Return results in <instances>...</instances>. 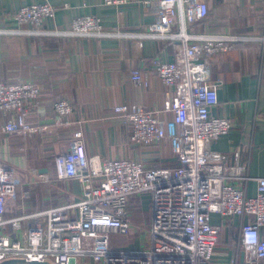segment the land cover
<instances>
[{
    "label": "built area",
    "instance_id": "obj_1",
    "mask_svg": "<svg viewBox=\"0 0 264 264\" xmlns=\"http://www.w3.org/2000/svg\"><path fill=\"white\" fill-rule=\"evenodd\" d=\"M133 0H104L121 7ZM56 7L49 3L24 6L14 12L18 23L30 25L20 31L43 30L46 19L54 18ZM209 13L205 0H157L155 20L139 36L180 41L173 62L155 59L154 71L174 94L164 104L172 118L162 120L156 112L133 105L114 107L132 127L131 141L141 146L168 140L179 162L175 168L148 167L131 159L102 160L88 156L84 134H73L67 152L54 158L57 180H76L81 185L77 202L35 212H26L23 191L26 181L13 167L0 161V264L21 259L49 264H212L221 227L211 223L219 214L228 221L250 216L240 236L245 264H264V177L258 178V194L245 193L247 170L238 162L227 166L225 157L211 145L230 132L231 122L212 110L219 104L218 88L211 78L210 58L229 52L237 42L249 38L228 34L190 35L187 26L204 20ZM179 31L174 32V27ZM50 33V32H49ZM53 34L103 37L104 26L97 16L76 18L68 30ZM132 80L143 82L140 72ZM41 89L32 82L0 83V111L13 119L0 127V135L42 131L27 121ZM56 125L64 126L74 112L66 100L54 104ZM49 182L51 177L41 175ZM141 200L135 203L134 198ZM146 200L148 202H146ZM142 203L140 204V202ZM140 204V205H139ZM147 204V205H146ZM149 215L143 218V212ZM147 234L141 248H115L110 234Z\"/></svg>",
    "mask_w": 264,
    "mask_h": 264
},
{
    "label": "crops",
    "instance_id": "obj_2",
    "mask_svg": "<svg viewBox=\"0 0 264 264\" xmlns=\"http://www.w3.org/2000/svg\"><path fill=\"white\" fill-rule=\"evenodd\" d=\"M205 1L208 16L187 26L190 35L249 38L210 58L211 78L219 98L212 114L232 124L230 132L211 149L225 157L227 166L238 162L246 168L249 180L245 193L251 198L258 194L257 179L264 177V0ZM156 2L133 0L116 7L104 0H0V83L32 82L41 89L27 121L42 131L0 135V161L15 168L26 181L20 191L29 192L24 200L26 212L79 200L78 181L54 178V158L67 152L76 131L83 132L90 157L127 158L148 167L179 166L168 140L152 146L134 144L130 123L113 111L119 105L137 104L156 112L162 120L172 118L164 104L174 89L162 83L152 62H173L182 43L139 36L155 20ZM42 3L56 7L54 18L46 19L42 27L48 33L20 32L31 26L18 23L14 12ZM88 15L100 18L106 35L51 33L68 30L76 18ZM178 31L179 26L174 27V32ZM134 72L142 74V83L132 80ZM59 100L70 102L74 109L64 126L55 123L54 104ZM12 119L13 115L0 111V127ZM41 175L51 177L50 181ZM251 220L247 215L228 221L219 214L211 216V223L221 227L212 264H245L240 231ZM260 236L264 238V225Z\"/></svg>",
    "mask_w": 264,
    "mask_h": 264
},
{
    "label": "rangeland",
    "instance_id": "obj_3",
    "mask_svg": "<svg viewBox=\"0 0 264 264\" xmlns=\"http://www.w3.org/2000/svg\"><path fill=\"white\" fill-rule=\"evenodd\" d=\"M140 200H141L140 196H136L134 198L135 203ZM146 202L148 201L146 200ZM141 203L142 201L140 202V204ZM142 214L144 220H147L149 215L146 213V211H144ZM110 238L113 246H115V248H120V249L141 248L147 244V240H148L147 234L141 233L140 230H136L132 235L129 236H123L113 233L110 234Z\"/></svg>",
    "mask_w": 264,
    "mask_h": 264
},
{
    "label": "water",
    "instance_id": "obj_4",
    "mask_svg": "<svg viewBox=\"0 0 264 264\" xmlns=\"http://www.w3.org/2000/svg\"><path fill=\"white\" fill-rule=\"evenodd\" d=\"M44 172H47V170H45ZM1 264H49V263H42V262H27L25 260H21V259H15V260H8L5 261Z\"/></svg>",
    "mask_w": 264,
    "mask_h": 264
},
{
    "label": "trees",
    "instance_id": "obj_5",
    "mask_svg": "<svg viewBox=\"0 0 264 264\" xmlns=\"http://www.w3.org/2000/svg\"><path fill=\"white\" fill-rule=\"evenodd\" d=\"M28 201H29V200H28ZM28 201H27V202H28ZM26 205H27V204H25V206H26ZM27 206H28V205H27ZM27 206H26V207H27ZM35 211H39V210H35ZM35 211H30V212H35Z\"/></svg>",
    "mask_w": 264,
    "mask_h": 264
}]
</instances>
